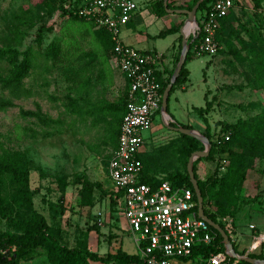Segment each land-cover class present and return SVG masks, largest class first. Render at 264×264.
<instances>
[{
    "label": "rangeland",
    "instance_id": "374dc122",
    "mask_svg": "<svg viewBox=\"0 0 264 264\" xmlns=\"http://www.w3.org/2000/svg\"><path fill=\"white\" fill-rule=\"evenodd\" d=\"M136 1L138 17L121 30V37H135L141 43L138 48L146 51L167 46L170 37L157 34L169 27L171 19L187 16L171 12L157 17L153 13L156 0ZM231 1L218 36L220 49L213 56H196L194 43L191 45L188 79L172 90L165 109L168 117L160 114L143 132L145 156L154 159L151 171L155 175L184 170L180 157L184 140L170 124H188L202 134L204 123L193 107L211 101L205 116L213 140L229 134L223 130L224 123L240 119L248 128L264 111V0L259 9L251 0ZM167 2L175 7L171 9H187L192 0ZM58 5V0L50 6L44 0H0V49L15 50L19 60L27 56L30 61L23 79L28 94L0 110V155L3 150L21 152L30 170L32 204L15 208L14 216L27 219L36 210L50 227L61 231L68 246L83 242L88 247L89 241L93 250L98 244L103 254L122 247L139 255L128 220L109 194L96 188L81 189L84 177L101 183L106 192L112 185L106 171L114 146L108 128L110 116L103 118L96 110L122 97L123 75L112 65L110 45L97 39L98 28L90 21L67 19L57 10ZM184 33H188L186 28ZM52 45L55 55L49 51ZM10 68L6 59L0 60V75ZM0 97L6 98L7 92L0 89ZM38 106L42 120L20 112L37 111ZM244 138L246 133L240 129L233 149L242 155L246 175L235 189L234 201L209 191L203 208L231 230L234 250L264 255V154L251 150ZM227 160L226 153L216 150L211 159L197 162V176L207 179L216 169L219 175ZM11 192L7 188L2 193ZM250 224L255 229L249 230ZM0 230L18 233L1 216ZM37 252L34 263L20 264H47L44 249L37 247ZM174 264L192 263L175 260ZM226 264H231L228 259Z\"/></svg>",
    "mask_w": 264,
    "mask_h": 264
},
{
    "label": "built area",
    "instance_id": "2783aa9c",
    "mask_svg": "<svg viewBox=\"0 0 264 264\" xmlns=\"http://www.w3.org/2000/svg\"><path fill=\"white\" fill-rule=\"evenodd\" d=\"M71 1L74 0H69L65 7H69ZM231 8V0H215L202 17L195 15L197 23L191 22L187 37L191 35L195 39L196 56H213L220 49L216 34ZM137 10L136 0H79L72 10L95 28H103L110 34L112 65L123 75L126 87L127 102L117 147L112 150L106 166L112 183L109 189L128 220L142 264H174L175 260L226 264V250L220 251L218 246L217 251L201 250L203 246L214 244L215 234L198 216L190 189L173 185L164 175H157L159 181L155 185L140 179L143 132L151 128L158 110L161 114L162 83L168 74L162 54L126 44L120 37L121 30ZM253 229L255 225L250 224L249 230ZM224 230L231 238V230L228 227Z\"/></svg>",
    "mask_w": 264,
    "mask_h": 264
},
{
    "label": "trees",
    "instance_id": "16d2710c",
    "mask_svg": "<svg viewBox=\"0 0 264 264\" xmlns=\"http://www.w3.org/2000/svg\"><path fill=\"white\" fill-rule=\"evenodd\" d=\"M44 1L47 2L50 6V3H53L56 0ZM58 1L59 5L57 7V10H59L61 15L71 20L87 21L84 18L78 17L72 12L73 8L78 4L79 0L71 1L69 7H65V4L69 0ZM197 1L198 0H192L191 5H189L187 9H191ZM214 1L215 0H201L196 11V16L198 14L200 17H202L204 13L209 9L211 3ZM251 1L255 9H259L261 7V0ZM167 8L171 9L175 7L172 6L170 2H167ZM153 13L157 17H161L168 13L165 9L163 0L155 1V3L153 4ZM179 15L186 16L185 14ZM225 18L221 20V26L216 34L217 39ZM181 25L182 23L162 30L157 34V36L164 37L168 34L178 32ZM95 35L99 41H101L103 44L108 43L112 48V40L110 34L105 29H95ZM194 41L195 39H193V36L191 35L186 38V42L189 45V49L186 55V61L168 94L167 110L169 97L174 87L176 85L185 83L188 79L189 71L186 68V63L188 59L192 57L190 48ZM181 47L182 45L180 44L178 48V54L175 58L174 66L167 72L168 77L166 81L162 83V92L168 84L169 79L179 60ZM55 49L56 48L52 45L50 46L49 51H51V53L55 55ZM1 59H6L11 66L8 73L0 75V89L7 92L6 98L0 97V110H5L15 105L13 99H18L28 94L27 90L23 86V79L30 69V61L27 56H25L22 60H19L16 51L9 48L0 49V60ZM262 83L264 89V78L262 80ZM126 102L127 93L126 87H124L122 97H119L117 99V102L107 104L96 110L103 118H105L106 115L110 116L108 120V128L110 130L112 141L114 143L113 149L117 147L120 122L125 112ZM210 105L211 101H206V105L204 107L192 108V110L204 123V130L202 134L208 138L210 143L208 155L206 157H197L194 160L193 172L195 178L197 179L198 187L201 191L203 201L206 193L209 191H216L217 194H224L229 200L234 201L235 189L244 181L246 174L242 166L243 157L239 152L233 149V146L237 139H239L240 129H244L247 139L244 138L243 142L248 144V147L251 150L257 153L264 154V111L261 112L258 117L253 120L252 124L248 128H245L243 126V120L240 119L235 123H224L223 130L229 131L230 135L222 134L220 139L216 138L215 140H213L210 125L205 116V114L209 111ZM20 112L24 116H34L38 117L41 120L43 119V115L40 111L39 106L37 111L21 110ZM157 114L158 116L160 115V110H158ZM170 125L175 126L177 124L172 122ZM180 126L191 129V126L188 124ZM226 135H228L227 140L225 139ZM179 136L184 140V146L182 149H180V157L184 159V170H177L169 173L168 175H164V179L169 180L175 186H183L190 189L193 192V198L197 203V197L192 183L189 179L186 165L191 153L196 150H202L204 148V144L198 139L180 132ZM216 150L222 153H226L227 155L228 160L226 162L224 171L218 175V170L216 169L213 175L209 176L207 179H200L197 176L196 172L197 162L201 159H211ZM139 158L142 162V173L140 176L141 181L151 185L157 184L159 181L157 180V175H155L151 171V164L154 159L150 158L147 155L145 156V152L140 153ZM29 173V165L25 160L23 153L18 151H2L0 155V216L3 217L7 224L14 228L18 233L0 230V264H20L21 261L33 260L38 255L37 247H41L44 249L47 264H109L116 262L120 264H142V261L140 260L138 255L129 254L123 251L121 248H118L115 253L99 255L98 253L91 251L83 242H80V244L78 245L76 244L74 246H68L62 241L61 231L50 227L43 215H41L36 210H32L29 218L27 219L21 220L15 218V208H20L23 204H32V193L29 189ZM81 184L82 190H91L92 188H96L98 190H101V193L103 194L108 193L109 197L113 200L118 208V203L113 192L110 189H108L107 192L103 190L101 183L89 182V180L84 177ZM7 188H9L12 192L3 194L2 192ZM196 209H198V204L196 205ZM118 210L120 212L119 208ZM203 211L204 214H206L210 219H212L214 222H217V217L214 213L208 212L207 210H204V208ZM219 224L223 229H225L224 224ZM211 229L215 234L214 244L203 246L201 249L202 252L217 251L216 246L219 247L220 251H224L225 248L223 245L222 237L215 229H213L212 227ZM235 251L242 256L264 259V255L262 253L256 254L248 252L246 250ZM227 259L231 264H249L242 260H236L229 254L227 255Z\"/></svg>",
    "mask_w": 264,
    "mask_h": 264
},
{
    "label": "water",
    "instance_id": "95a60500",
    "mask_svg": "<svg viewBox=\"0 0 264 264\" xmlns=\"http://www.w3.org/2000/svg\"><path fill=\"white\" fill-rule=\"evenodd\" d=\"M200 1L201 0H198L191 9H183V8L169 9V8H167V0H163V3H164L166 11L168 13L174 12L177 14H185L187 16L185 25H188V23H191V22L194 24L197 23L195 15H196V11H197V8H198ZM181 33H182V47H181L180 57H179V60L175 66V69H174V71L170 77V80L164 89L163 97H162V101H161V114H162L163 118H164V116L168 117V114H166V112H165V109L167 108L168 94H169L173 84L175 83L177 77L179 76L181 68L183 67V65L186 61V55H187V52L189 49V45L186 42L187 34L183 33V31ZM170 128H172L173 130H176L180 133L192 136L207 146L204 150H196V151L192 152L188 158V162L186 165L187 172L189 175V179L192 183V186L194 188V191H195V194L197 197L198 216L203 218L213 229H215L220 234V236L222 237L224 248H225L226 252H228V254L232 258H234L236 260H242V261L247 262L249 264H264V259L239 255L233 249L232 243H231L229 236L226 233V231L220 226V224H218L217 222H214L206 214H204L203 198L201 195V191L198 187L197 179L195 178V175L193 172V162L197 157H200V156L206 157L208 155L209 149H210V143H209L208 138L205 137L204 135L200 134L199 132H197L194 129L184 128L182 126H170Z\"/></svg>",
    "mask_w": 264,
    "mask_h": 264
},
{
    "label": "crops",
    "instance_id": "0c3cea01",
    "mask_svg": "<svg viewBox=\"0 0 264 264\" xmlns=\"http://www.w3.org/2000/svg\"><path fill=\"white\" fill-rule=\"evenodd\" d=\"M139 9V8H138ZM165 16V15H163ZM138 17V10L137 12L135 13V15L132 17V19L127 23V25L125 27H128L131 22L136 19ZM162 17V16H161ZM185 22H186V19L184 18H181L180 17H177V18H173L170 20V25L168 28L174 26V25H178L180 23H182L180 29L178 32H174V33H171V34H168L164 37H167L169 36L170 37V41H168V45L167 46H162V48L160 49H153V51L155 52H158L160 54H162L163 56V59H164V67H165V70L168 72L170 69L173 68L174 66V62H175V58L178 54V48H179V45L181 44L182 45V31L184 33V30L186 28V32H188L189 28L191 27V23H188V25L186 26L185 25ZM185 26V27H184ZM167 29V28H166ZM165 30V29H164ZM162 31V30H161ZM180 36H181V40H180ZM121 37V35H120ZM121 39L126 43V44H129V45H132V46H136L137 48L141 46V43L138 39H136L135 37L133 36H130V35H126V36H122ZM187 68V67H186ZM188 69V68H187ZM184 84V83H183ZM98 242V238L96 240ZM88 248L91 250V251H94L96 253H98L99 255H104L103 253H101L98 249V244H97V247L95 250L92 249L89 241H88ZM122 248V247H121ZM123 250V248H122ZM125 251V250H123ZM45 256V254H43ZM35 259V258H34ZM34 259L33 260H30V261H33L34 263ZM46 259V257H45ZM22 262V261H21ZM20 262V263H21Z\"/></svg>",
    "mask_w": 264,
    "mask_h": 264
}]
</instances>
